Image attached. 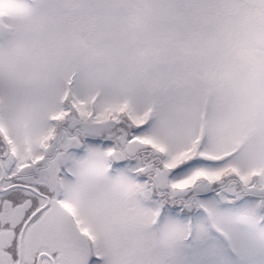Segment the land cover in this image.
<instances>
[{
    "label": "snow or ice",
    "instance_id": "obj_1",
    "mask_svg": "<svg viewBox=\"0 0 264 264\" xmlns=\"http://www.w3.org/2000/svg\"><path fill=\"white\" fill-rule=\"evenodd\" d=\"M0 264H264V0H0Z\"/></svg>",
    "mask_w": 264,
    "mask_h": 264
}]
</instances>
